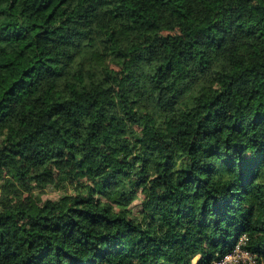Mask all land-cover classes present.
Returning a JSON list of instances; mask_svg holds the SVG:
<instances>
[{"label": "trees", "instance_id": "obj_1", "mask_svg": "<svg viewBox=\"0 0 264 264\" xmlns=\"http://www.w3.org/2000/svg\"><path fill=\"white\" fill-rule=\"evenodd\" d=\"M241 234L264 264V0H0V264H208Z\"/></svg>", "mask_w": 264, "mask_h": 264}, {"label": "built area", "instance_id": "obj_2", "mask_svg": "<svg viewBox=\"0 0 264 264\" xmlns=\"http://www.w3.org/2000/svg\"><path fill=\"white\" fill-rule=\"evenodd\" d=\"M247 236L241 234L234 242L231 249L208 264H257L256 255L246 248ZM192 264H197L193 261Z\"/></svg>", "mask_w": 264, "mask_h": 264}, {"label": "rangeland", "instance_id": "obj_3", "mask_svg": "<svg viewBox=\"0 0 264 264\" xmlns=\"http://www.w3.org/2000/svg\"><path fill=\"white\" fill-rule=\"evenodd\" d=\"M35 193H37L41 199L45 200V199H56L61 195V191L56 188L53 185H47L46 187H44L43 189H35ZM129 208L133 211L136 212L137 210L140 209V200L139 199H135L134 201L131 202V204L129 205ZM198 260V256L193 258V261Z\"/></svg>", "mask_w": 264, "mask_h": 264}, {"label": "clouds", "instance_id": "obj_4", "mask_svg": "<svg viewBox=\"0 0 264 264\" xmlns=\"http://www.w3.org/2000/svg\"><path fill=\"white\" fill-rule=\"evenodd\" d=\"M197 261V260H196Z\"/></svg>", "mask_w": 264, "mask_h": 264}]
</instances>
